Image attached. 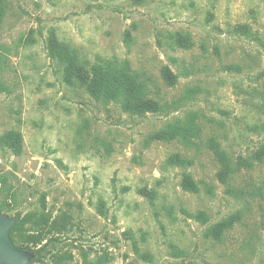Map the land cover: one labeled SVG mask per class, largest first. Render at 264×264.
<instances>
[{
	"label": "rangeland",
	"instance_id": "374dc122",
	"mask_svg": "<svg viewBox=\"0 0 264 264\" xmlns=\"http://www.w3.org/2000/svg\"><path fill=\"white\" fill-rule=\"evenodd\" d=\"M5 3L0 212L19 216L27 233L65 223L33 264H264V161L238 169L231 194L207 144L216 138L235 160L264 144V0ZM51 31L90 63L127 60L155 97L200 91L176 110L144 115L97 101L66 81L48 51ZM179 34L191 38L189 48ZM166 66L178 75L174 86L164 81ZM193 110L203 126L195 144L154 138ZM12 129L22 133L20 153L1 143ZM175 152L193 165L169 163ZM184 171L200 181L199 193L184 189ZM199 210L209 223L191 215ZM236 213L222 240L205 236L210 223Z\"/></svg>",
	"mask_w": 264,
	"mask_h": 264
},
{
	"label": "trees",
	"instance_id": "16d2710c",
	"mask_svg": "<svg viewBox=\"0 0 264 264\" xmlns=\"http://www.w3.org/2000/svg\"><path fill=\"white\" fill-rule=\"evenodd\" d=\"M134 3H144L147 0H132ZM6 12L5 0H0V22ZM238 30L246 35H253L248 25H239ZM257 39H259L257 37ZM176 42L184 48L192 45L188 35L179 34ZM47 47L52 58H56L63 66L66 81L71 85H78L87 90L97 101L117 103L124 111L133 115H144L146 113H161L166 110H176L184 102L195 97L200 89L192 87L179 97L172 100L152 95L149 79L145 74L133 69L127 60H103L102 62L90 63L81 58L78 52L68 43L61 41L54 31H51L47 39ZM164 81L169 86L176 85L178 75L168 66L162 69ZM2 79H0V91H7ZM156 95H159L156 93ZM264 128V124L262 125ZM201 115L198 111L188 112L183 118H176L169 127L156 132L155 139L163 141L179 140L185 144H195V139L202 135ZM1 143L11 148L16 153L22 151L23 136L18 130H9L1 136ZM208 147L213 151L216 159L220 162L218 171L219 180L226 184L228 192L238 194V190L231 185L232 175L241 167L251 168L255 161H264V144L253 152L250 157L239 156L237 160L232 158L228 151L221 146V143L214 137L208 140ZM169 163L188 168L193 165V158L175 152L169 157ZM182 184L186 191L199 193L201 191L200 181L193 178L190 172L184 171ZM206 185V190L212 193L211 186ZM0 211L2 207L0 206ZM198 221L207 224L210 221L209 215L204 210H199L191 214ZM19 218V216H18ZM239 214H232L220 221L210 223L205 229V236L215 240H222L226 232L231 229L236 221H239ZM24 221L20 218L11 228L10 236L14 243L22 248L33 249L34 258L28 264H33L39 260V255L47 242L55 234L61 233L65 228V223L61 220H54L40 227L32 233L23 231Z\"/></svg>",
	"mask_w": 264,
	"mask_h": 264
},
{
	"label": "water",
	"instance_id": "95a60500",
	"mask_svg": "<svg viewBox=\"0 0 264 264\" xmlns=\"http://www.w3.org/2000/svg\"><path fill=\"white\" fill-rule=\"evenodd\" d=\"M18 217H9L0 212V264H28L34 258V251L18 247L10 236L11 228Z\"/></svg>",
	"mask_w": 264,
	"mask_h": 264
}]
</instances>
